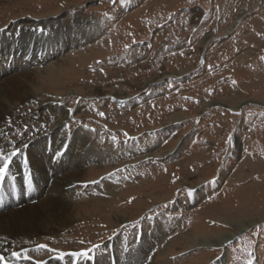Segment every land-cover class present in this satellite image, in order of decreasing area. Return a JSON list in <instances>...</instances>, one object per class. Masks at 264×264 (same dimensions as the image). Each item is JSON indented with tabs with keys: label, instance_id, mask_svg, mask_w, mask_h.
<instances>
[{
	"label": "rangeland",
	"instance_id": "obj_1",
	"mask_svg": "<svg viewBox=\"0 0 264 264\" xmlns=\"http://www.w3.org/2000/svg\"><path fill=\"white\" fill-rule=\"evenodd\" d=\"M77 14L100 31L33 65L37 98L7 117L3 140L22 144L54 126L60 112L35 113L50 97L71 112L66 136L85 133L110 154L85 160L89 180L75 182L68 224L16 261L58 264L64 254L67 264L120 235L129 253L162 224L165 241L146 249V264L159 250L155 264H264V0H0V29L23 20L21 35L64 16L74 25ZM249 216L261 219L233 225ZM226 232L238 233L223 247L196 245Z\"/></svg>",
	"mask_w": 264,
	"mask_h": 264
},
{
	"label": "bare ground",
	"instance_id": "obj_2",
	"mask_svg": "<svg viewBox=\"0 0 264 264\" xmlns=\"http://www.w3.org/2000/svg\"><path fill=\"white\" fill-rule=\"evenodd\" d=\"M132 1L129 0V2ZM74 20L76 22L73 25V17L69 19L68 16L52 21L37 19L29 23L30 29H22L21 35H17L18 27L15 25L25 24L23 20H17L6 28L0 29V153L11 154L17 147L20 149L9 165L6 177L0 181V255L6 258L8 264H16L13 253L37 243L36 239L39 235L63 229L61 227L68 224L67 211L72 208L74 202H77L74 198L79 196L75 182L89 180L82 178L83 163L87 158H92V163H101L110 154L98 148L94 149L92 144L89 145L90 140L87 139L85 133L66 136L65 132L60 129L62 123L70 117L71 112L61 102H54L50 97L40 102L39 110L35 113L44 112L48 108L53 113L60 112V119L55 122L54 126L45 133L26 136L22 144L13 142L14 144L11 143V145L4 143L3 140L2 133L12 128L7 117L13 115L20 104L26 103L31 98H37L39 90L31 91L30 85L32 80L30 71H34L32 69L36 67L35 63L40 65L49 61L62 52L60 48L78 45L87 40V37L91 39L100 31L98 22L82 20L81 15L78 16V14ZM94 23H98L97 26H93ZM34 26L35 29L32 28ZM49 27L52 28L51 32L47 30ZM74 27H78L79 31ZM87 27L91 28L86 32ZM66 28L69 30V35ZM47 68L48 66H45L46 70ZM8 74L15 75V77L7 78ZM15 84L21 88H12ZM119 96L124 97L125 95ZM23 111L18 119L23 118ZM13 125L16 126L15 123ZM2 163L3 161H0V164ZM25 169L31 171L32 178H25ZM70 169H72L71 172H69ZM197 189L201 188L197 187ZM16 194L19 198L15 196ZM261 218L250 217L242 221L234 220L233 225L243 230ZM156 226L158 230L151 232L150 236L146 228L141 243L129 253H121L120 244H118L122 237L120 235L117 238L114 237L116 241L113 243L108 242L107 247L103 246L107 250H95L87 256L74 257L71 264H146L147 255L144 256L146 249L151 248L158 239L160 244L165 241L164 226L162 224ZM237 233L226 232L219 239L201 238L196 245L223 247L235 238ZM25 237H29L31 243L23 240ZM112 246L115 250L111 248ZM162 253V250L158 251L153 264L158 261ZM59 257L58 255L54 257L58 264H64V261L69 259ZM218 259L219 262L225 261V255ZM164 262L165 264L172 263L169 259H165Z\"/></svg>",
	"mask_w": 264,
	"mask_h": 264
},
{
	"label": "snow or ice",
	"instance_id": "obj_3",
	"mask_svg": "<svg viewBox=\"0 0 264 264\" xmlns=\"http://www.w3.org/2000/svg\"><path fill=\"white\" fill-rule=\"evenodd\" d=\"M27 145H25L26 147ZM20 149L17 147L16 149L13 150L11 154H5V153H0V161H3L2 164H0V181H3L4 178L7 175V172L9 170V165L11 164L13 158L19 153ZM40 247L46 248L47 245H40ZM14 256H19L20 254L18 252L13 253ZM70 256L73 257H80V256H87L88 252H73L69 254ZM27 258V257H26ZM60 259L64 258V254H61ZM0 264H8L6 258L3 255H0ZM37 264H44V262L37 261Z\"/></svg>",
	"mask_w": 264,
	"mask_h": 264
}]
</instances>
